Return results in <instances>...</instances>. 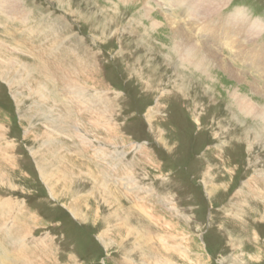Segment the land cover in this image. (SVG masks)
<instances>
[{
	"label": "rangeland",
	"instance_id": "rangeland-1",
	"mask_svg": "<svg viewBox=\"0 0 264 264\" xmlns=\"http://www.w3.org/2000/svg\"><path fill=\"white\" fill-rule=\"evenodd\" d=\"M21 3L0 11V264H264V122L235 96L264 104L259 68L211 50L201 10L204 31L157 0ZM238 10L264 25V0Z\"/></svg>",
	"mask_w": 264,
	"mask_h": 264
},
{
	"label": "bare ground",
	"instance_id": "bare-ground-1",
	"mask_svg": "<svg viewBox=\"0 0 264 264\" xmlns=\"http://www.w3.org/2000/svg\"><path fill=\"white\" fill-rule=\"evenodd\" d=\"M150 1L151 0H144L145 10L154 8L153 5L150 4ZM183 3H184L183 4L184 9L187 12H189L190 15H191V12L197 13V15L195 14L194 17H191V18L194 19L192 21L196 23L195 26H198V28L200 24H202V26L200 27L203 30L204 26L208 25V21L207 22L205 21L204 23L202 22L199 23L200 17L198 13H200V10L206 15L205 17L206 20L211 18L214 24H212L209 29L211 32V37L209 41L213 42V38H215L214 46H216L217 48L219 46L221 47L222 44H226L230 46L231 49L235 51L237 58H239L240 60H245L247 62L252 63V65L259 68L260 72L264 75V42L261 44H258L257 42L252 40V38L255 35L261 34L264 32V25L261 24V21H258V19H256V21H253L247 15V13H244L243 10H240V11L238 10L235 14L230 15V16H226L224 13H219V11H221L222 6L223 8L227 7L229 0H183ZM22 8L23 6L21 3V0H0V11H2V13L5 14L6 16L9 15L10 18L21 19L20 17L21 14L25 16L28 12L26 11V9H22ZM170 25L174 26L172 22ZM184 35H182L183 39L187 40L186 38L187 36L185 35L186 36L185 37ZM246 42H248V44L250 45L243 47V43H246ZM209 48L211 49L212 47L209 46ZM205 50H206V54H209L208 58L211 57L212 60L216 61L217 60L216 57H220L217 54L215 55L214 53H212L207 48ZM211 50H213V48ZM176 52L181 58L186 56L188 53L187 49L180 47V46L176 48ZM205 57L206 56H203L202 58H205ZM196 61L197 60H192V61H189V63H194ZM235 76L239 77V75H235ZM258 93H259V97L261 96V98L264 99V92L260 88L258 89ZM235 96L238 99V104H240L241 106V109H240L241 111L256 115L260 117L264 122V104L256 106L255 103L251 102L252 101L251 99H250L251 101H249L237 94H235ZM118 187H121V186H118ZM82 219H84V217H82ZM167 245L169 246V244ZM168 246H165L167 251L175 250V246L171 245L170 248Z\"/></svg>",
	"mask_w": 264,
	"mask_h": 264
}]
</instances>
